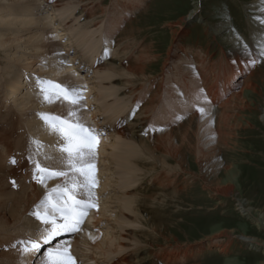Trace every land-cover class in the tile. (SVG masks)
Listing matches in <instances>:
<instances>
[{
  "label": "rangeland",
  "instance_id": "rangeland-1",
  "mask_svg": "<svg viewBox=\"0 0 264 264\" xmlns=\"http://www.w3.org/2000/svg\"><path fill=\"white\" fill-rule=\"evenodd\" d=\"M263 2L264 0H199V4L196 5L194 0L76 1L70 7H62V17L56 15L58 18L55 19L51 16L52 20L48 23L53 27L58 25L60 28L57 30L59 31L68 26L71 28L69 35L66 34L67 37L69 36L68 42L67 39L60 40L62 48L59 51L39 58L36 68L42 73L45 72L44 78L37 71L23 70V73L25 72L23 93L28 92L30 85L36 80L38 82V79L53 81L69 88H79L83 99L78 115L83 123L94 122L90 120L91 117L89 119V116L86 117L88 111L86 112L83 108L86 98L87 103L91 102V105H88L90 109L87 110L100 114V117L98 115L96 117L98 122L111 124L112 120L117 117L121 118L117 115L118 113L124 112L122 114L132 117L129 113L133 112L134 115L131 118L133 122L141 121L145 126V129L135 131L136 135L142 137L177 127L188 117L196 116L191 125L185 123L183 128L175 130L174 142L180 149V153L184 155L183 165H181L188 170V173L180 171L175 173L172 169L163 171L161 164L155 159L156 157L165 158L164 149L155 151L154 157L144 152L137 156L139 158L136 161L138 167L135 166L134 172L131 173L132 180H135L133 192L136 195H133L137 201L136 207L144 211L151 219L150 224L144 218L142 220L144 224L138 222L131 227L134 233L148 236L147 243L131 241V248L142 247L136 250V257H144L140 264H261L264 261V244L262 243L264 242V220L259 216V212L264 211V119L262 118L264 115V53L256 52L254 57L248 58L254 52L252 40L254 22L264 21ZM123 3H127L130 7L134 3L136 6L122 11ZM38 4L34 3L33 6L23 4L19 7L8 1L0 7V13L7 6L10 9L8 19L15 16L20 19L48 20L49 6H44L42 10L36 8ZM194 7L199 9L198 16L183 26L176 43L171 42L169 27L172 26L165 24L167 21L178 20L181 16H186ZM65 22L68 26L64 25ZM222 22L228 23L229 28L224 34L217 35L213 32V27ZM111 25H115V29L110 36H107ZM176 29L178 33L180 27ZM26 33L30 35L31 28L26 30ZM82 33H85L83 37ZM52 36L57 37L55 33ZM231 38L235 39V42H232ZM240 43L243 45L244 54L227 55L231 50L238 48ZM169 46H172L175 54L172 59L163 64V57L170 49ZM150 47L153 53L155 52L154 54L162 56L161 59L154 61L150 66V71H147V74L152 73L151 78L122 73L123 67H121L118 69L121 74H115L112 79L115 84L121 82V85L111 83L115 86L105 87L104 84L99 87L102 76L109 75L110 70H106L108 65L115 62L117 65H135L143 50ZM22 49H19L22 52L19 54H23ZM76 50H79L82 56L84 55L80 62L82 67L71 68L73 78L69 79V82H64L67 84L65 85L62 81L55 79L51 71L59 64L68 65L69 54ZM102 54L105 56L102 62H105L106 68L84 73L83 67L89 64L94 66ZM230 58L234 61L233 64L226 65V61ZM92 59L93 61H90ZM0 60L2 62L0 63V107L3 108H0V117L3 115V119L9 118L10 113L14 116L21 115L24 128H27V134H29L28 142L32 147L33 155L37 156L39 162L47 160L45 156H51L44 154V142L48 141L46 142L49 144L46 148L48 151H59L58 146L62 142L61 138L55 134L57 136L51 138L52 135H50L49 139H43L44 142L37 145L34 126L46 127L40 114L47 113L49 108L42 106L34 115L21 114V100L17 102L12 94L5 93L6 83L14 72L21 69L20 64L11 59L6 52L0 53ZM242 61L250 63L248 70L233 80L228 89L222 92L220 88L224 81V71L231 70ZM253 61H255L254 64ZM55 63L58 64L55 65ZM70 64L72 67V63ZM250 75H253V81L258 85L257 90H262L261 94L253 91L246 92L247 100L246 104H243L245 108L229 111L231 114L240 113L238 120L231 121L229 127L220 125L218 120L220 105L234 91L241 88L244 79ZM195 83L197 87H194ZM91 85L96 86L95 89L98 91L110 93V96L106 100L103 97L95 101L94 94L98 91L90 92L93 89ZM35 91L28 97L38 96L41 90ZM100 94L103 96V93ZM204 96L207 100H204ZM10 103L13 109L10 108ZM201 107L205 109L203 115L199 111ZM57 115L64 116L63 112ZM94 116L93 113L92 117ZM30 120L31 123L28 125ZM133 128L135 129V126H132L129 132H133ZM183 133L187 135L186 138L182 137ZM22 143L17 142L18 148L15 149L19 150L24 145ZM102 144L105 145L104 142ZM102 149L104 151V147ZM114 149L113 147L107 148L106 155ZM104 154L105 152L100 153L99 151L96 153L97 167L103 172V174L99 173V183L103 182L104 177L105 180L114 179L109 167L101 160L105 158ZM169 160L166 161L177 166L175 161ZM154 166L157 167L154 168ZM13 167L11 157H7L4 162L0 163V172L5 179L7 178L11 192H16L13 181L19 184L18 182L23 180V175L20 178L19 175H15ZM55 180L63 181L62 178ZM116 181L118 182L117 178ZM226 187H231L233 193H224L223 189ZM100 188L101 184L99 185L100 208L103 213L110 214L115 207L113 208V205H110L106 198L104 199L103 196L106 197L108 194L102 195L103 191ZM174 190L179 193L172 195ZM248 202L249 205L243 207ZM108 204L109 206H106ZM246 208H250V211ZM33 211L34 207L29 214L31 215ZM29 214L27 215L29 220L22 223L21 231L25 233L23 234L27 239H34L41 223ZM98 216L100 219H97L95 223V232L97 231L96 233L100 236V232L107 230L109 223L106 221L107 216L101 218L99 212ZM153 224L159 225L161 231L154 230ZM21 231L18 230L17 234L22 233ZM239 236L255 237L258 242L251 247ZM204 242H209L207 248L201 246ZM172 243H181L186 246L181 247L180 250L178 248V251L174 250L172 254H168L169 250L164 253L157 247ZM79 249L83 251L82 247L75 251L78 252ZM184 250H187L189 254L182 255ZM88 251L91 252V250ZM88 251H85L87 257L83 256V259L90 258L88 256H93L95 259L98 257L97 264H108L111 258L116 257V255H109L104 258L97 249L91 254H88ZM5 253L3 259L0 258V264H29L31 261L28 260L30 256L24 261L25 255L20 250L5 251ZM177 253L187 257L175 260L174 256ZM127 255L128 258H132L131 254Z\"/></svg>",
  "mask_w": 264,
  "mask_h": 264
},
{
  "label": "bare ground",
  "instance_id": "bare-ground-1",
  "mask_svg": "<svg viewBox=\"0 0 264 264\" xmlns=\"http://www.w3.org/2000/svg\"><path fill=\"white\" fill-rule=\"evenodd\" d=\"M8 1H10V3L17 4V6L19 7H21L23 4H26L27 6L29 5L33 6L34 3L38 4V1H39V4L38 6H36V8L43 10L44 6H49L48 10H50V12L47 15L49 17L48 20L46 19L38 20L36 18L20 19V17H15V16L8 19L7 16L9 15L8 13L10 12L9 11L10 9L7 6L4 7V11L0 13V20H1L0 24L2 25L0 27V30H1L0 32V53L6 52L8 56H10L11 59H13L16 63L20 64V68H21V69H18L16 72H14V74H12L11 79L8 77L10 80L8 81V83H6L5 93L10 94V95L12 94V96L17 100V102L21 100L20 102L22 106L21 112H20L21 114L26 113L28 115L30 114L34 115L35 112L38 111L42 106H45L46 108H49L48 110L49 113L57 114L59 112H63L64 116H66L69 111V105L67 104V102H63L61 100H55L53 103H48L44 100L43 96L41 95V92L40 94H37L38 96L36 97H33V98L30 96L28 97V95H31L32 93L34 94L37 88H41L37 80L32 85H30L29 87L30 90H28V92L23 93V90H22L23 80H24L23 74L25 73V72L23 73V70L26 71L28 69L33 72L37 71L43 77L45 72L42 73L38 68H36V66L38 65L39 58H42L44 55H47V54L51 55V53H56L57 51H59L62 48L60 40L67 39V42H68L69 36L67 37V35H69L68 32H69V29L71 28V27L69 28V26L67 25V22H65L64 25H67L68 27L66 26L67 28H65L61 25L65 29H62L60 31L57 30V28H60L58 25H56L57 27L56 26L53 27V25L48 24L49 21L52 20L51 16H54L53 18L55 19L58 18L57 16L62 17V13H61L62 7L64 6L70 7V5L74 4V2L76 1L81 2L82 0H35V2L33 0H26V1L24 0H0V7H2L3 4L5 2L7 3ZM194 4L198 5L199 0H194ZM135 6L136 4L134 3L131 5V7L127 3H123L122 11H125L126 9H130V8H134ZM198 13H199V9L197 7H194L192 10L189 11V13L186 16H181L178 20H174V21L170 20L171 22L167 21L165 25L172 26V27H169L170 28L169 33L171 34V42L176 43V41H178L177 40L179 37L178 35L180 34V31L183 28V26H185L187 22L194 20L196 16H198ZM255 24L258 25L256 29L254 28ZM254 25H253L254 35L252 36L253 37L252 40L254 43L253 47L254 49H258L260 48V46H263L260 48V52L264 53V36H263L264 21L258 20L256 23L254 22ZM176 27L178 28L180 27V29H178L179 30L178 33H177ZM29 28H31L32 33L30 35H27L26 30H28ZM228 28H229V24L226 22H222V23H219L216 27L214 25L213 32L217 35L224 34L225 31L228 30ZM114 29H115V25L113 26L111 25V28L109 29L107 36H110ZM255 30L259 31L258 35H256ZM54 33L56 34L57 37L52 36V34L54 35ZM84 34L82 33V37ZM70 41L73 42L71 39ZM231 41L235 42V39L231 38ZM258 41L260 42L258 43ZM242 46L243 45L240 43L238 48L236 49L233 48L234 50H231L230 52H228L227 55L232 56V54L243 53L244 51H243ZM74 47H75V44H74ZM69 48H71V46ZM19 49L24 50L26 53L23 51V54H19V52H21L19 51ZM154 53H153L152 48L150 47V48L143 50V52L139 55L138 61L136 62L135 65H132V64L117 65V63L115 62L112 65H108L106 63L108 65L107 68H106L105 62H102L105 58V56H103L102 54L97 59L96 64L94 66L93 65L91 66V64H89L86 67H83L82 70L84 71V73H87L91 70H95L94 72H96L97 71L96 69L99 70L102 68H106V70L107 69L110 70L109 75H103V76L101 75L102 80L99 83V87H102V85L104 84H105L104 85L105 87L115 86L117 84L121 85L122 84L121 82L115 84L112 81L115 74H118V73L121 74V71L118 70L121 67H123L122 73L130 74L134 76H141L144 78H147V77L151 78L153 76L152 73L147 74V71H150V66L154 61H157V59L162 57L161 55L158 56ZM174 54H175V50H173L171 46L170 49H168L165 56L163 57V64L166 63V61L172 59ZM83 56L79 52V50H76L75 52L69 54L68 60L70 62L67 63L68 65L63 64V63L57 65L58 63H55L57 67L53 68V71H51L52 72L51 74H53V77L55 79H58L59 81H62L63 83L69 82L68 80L73 78L70 72L71 68H77V66L82 67L80 62L83 60ZM224 56L226 57V55ZM93 59L90 61H93ZM226 62H227L226 65H232L234 61H232L230 58ZM0 63H2L1 60H0ZM5 63L7 64V62ZM70 63H72L73 65L72 67H70L71 65ZM76 63L78 64L75 65ZM10 64L12 65V63ZM163 64L161 68L163 67ZM249 64H250L249 62L242 61L238 63L236 67L234 66V68H232L231 70L224 71V74H225L224 81H223V84L220 90L224 92V90L228 89V87L230 86L233 80L239 78L242 74H244L248 70ZM111 83L112 84L114 83L115 85H111ZM64 84L67 85L66 83ZM197 86H198L197 83H195L194 87H197ZM91 87L93 89L90 92L95 93L96 91H98V89H95L96 86L91 85ZM257 87L258 85L254 83L253 81V75H250L246 79H244L243 86L239 88L238 90L234 91L225 101H223L222 104L220 103L221 109H220V114L218 115L219 124L226 125L227 127H229L231 121L238 120V118L241 116L240 113L236 112V113L231 114L229 113V111L236 110V109L240 110L242 108H245V105L243 104L247 100L245 97L246 92L253 91V92H258L259 94H261L262 90L260 89L257 90ZM100 93H103V96ZM113 94L111 96H113ZM109 96H110V93L106 94L104 92L98 91L97 93L94 94V99H96L95 101H98L99 99H102L104 97L105 98L104 100H106ZM219 97H221V93H219ZM204 100H207L206 96H204ZM86 103L84 106H86ZM90 103H87V104L90 105ZM9 106L10 108L13 109V106L11 105V103L9 104ZM111 106H113L112 103H111ZM81 108L82 106L79 107L78 112ZM87 111H88V114L86 115V117L89 116L94 121L93 127L97 128L98 132L101 134L100 139H102V143L104 142L105 144V145L101 144L100 146H98V150L100 153L105 152L104 154L105 158L101 160L104 162L105 165L109 167L110 174L113 175L114 177L113 180H105V177H104L103 182L99 183V185L101 184L100 189L101 191H103L102 195L105 193L108 194V196L105 197L104 195L103 197L104 199L106 198V201H108L110 205H113V208L115 207V209L113 210L112 208L113 211L110 214H108V212L103 213L102 209L99 211L100 217L103 218L104 216H107V219L106 218L105 219L107 223H109L107 225V230L104 229L105 231L100 232L101 235L99 233L100 236H98V233H96L97 231L90 233L91 238L89 237V235L85 233H83L81 237L79 234H77L75 235V238H72L71 235L67 234V236H65L64 238L58 237L57 241L67 240L70 242V246L75 247V250H77V248L82 247L83 251H86V252L88 251L86 246H89L93 252H95L94 251L95 249L101 252L99 254L101 255L103 254L104 258L108 257L109 255H112V256L116 255L115 258L110 259L108 264H140L142 262V258H144V257L142 258L136 257V252H137L136 250H139L140 246L139 247L136 246L137 248H131L132 247L131 241H135V242L139 241V243L141 242L143 243L144 241V243H147L146 239L148 238V236L138 235L134 233V229L131 227L133 225H136L138 222H141L142 224H144V221H142L144 218L146 219L147 223H149L151 219L148 218V215L144 211L136 207L137 201L135 200L136 198H134V195L136 194H134L133 192L135 180H132L131 173L134 172L135 166H137L136 161L137 159H139L137 156L139 153L144 152V153L151 154L154 157L155 151L164 149L165 150L164 153L166 154L165 158H157V157L156 159L154 158L155 160H158V162L161 164L163 171L172 169L175 173L178 171L188 173L187 172L188 170L183 168L182 166L184 155L183 153L182 154L180 153V149H178V147L175 144L176 142H174V139L176 137L175 130L179 128H183L185 123L191 125L195 121L196 116L192 115L188 117L184 123L181 122L182 124H180L177 127L163 130L159 132L158 134L154 133L151 136L142 137V136L136 135L135 131H140L145 128L144 124H142L143 122L141 121L139 123L133 122V119H131L130 115L122 114L124 112L118 113L117 115H119L121 118L117 117L116 119H114L115 121L112 120L110 124V123H105L103 121H102L103 123L98 122L99 120L96 121L97 115L98 117H100V114L96 112H92L91 110H87ZM93 113L95 115L94 117H92ZM33 118L34 116L32 117V120ZM262 118L264 119V115H262ZM5 122L7 125L4 124ZM30 123H31V120L28 121V125H30ZM132 126H135V129L133 128L134 129L133 132H129ZM24 127H25L24 120L21 119V115L14 116L13 113H10L9 118L3 119V115H1L0 117V148L2 149L0 150V163H2V161L4 162L7 159V157L8 158L11 157V161L15 159L16 163L14 164L13 172L15 175L17 176L19 175V178L21 175H23L22 176L23 180L19 181L18 182L19 184H15L14 186L16 187V192H11L10 186L8 182L6 181L7 178L5 179L4 175L0 172V258L1 259H3V255L5 251L11 252L13 250L14 251L20 250L22 252L23 245L18 242L27 241L29 239H27L26 236L24 235L25 233L21 231V225L23 222L26 223L29 220L27 218V215L29 214V212L32 211L33 207L45 195V188L40 183H38L36 179H34V172L32 173L34 165L29 160V157L31 156L33 160H38V159H37V156L33 155L32 147L28 142L29 134H27V128H24ZM34 134H35L34 137L36 139L37 145L41 142H44L42 141L43 139H49L50 135H52L50 136L51 138H53L54 136H57L55 135V133L51 132L47 126L46 127L44 126L42 128L37 125L34 126ZM183 134L184 135H182V137L186 138L187 135L185 133ZM17 142L24 143V145L22 143L23 146L20 147L19 150L15 149V148H18L16 146ZM46 142L48 141H45L43 144L44 154L51 156V159L41 161L40 162L41 165L46 166V167H52V168L61 167V165L59 164L60 152L46 150V148H48L49 146V144ZM103 147H104V151L102 149ZM109 147H113L115 149L112 150L111 152H108L109 155H106L107 148ZM169 159H172L173 161H175L177 166H173L169 162L166 161ZM155 167L157 166H154V168ZM95 169H96L95 177L98 182L100 178L98 174L99 173L103 174V172H102V169H99V167L96 166V164H95ZM28 172L30 175L28 174ZM116 178L118 179V182L116 181ZM62 182L63 181L59 182L57 180L47 181L49 187H53L56 183H62ZM94 192H95V195L98 196L97 194L98 190L95 189ZM223 192L226 194H231L233 193V190L231 187H226L223 189ZM178 193L179 192L177 190H174L172 191L171 194L176 195ZM248 205H249V202L248 204L247 203L244 204L243 207H247ZM106 206H109V204ZM250 206H251V203H250ZM246 210L250 211V208L249 209L246 208ZM259 213H260L259 214L260 218L264 220V211H260ZM91 219H93L94 221H92ZM97 219H100L98 214L96 215V213L92 211L90 214V218L87 220V224L90 225L91 223V228H88L89 231L88 232L86 231V233H89L91 231L92 225L95 226ZM36 224L37 223H35V225ZM158 226L159 225H154V224L152 225L154 230H160V226L159 227ZM18 230H20L22 233L17 234ZM37 237H38V233L34 236V239H37ZM239 238L243 240L244 242H246L247 244H249L251 247L255 246L254 244L255 242L256 243L258 242V240L255 237H251V236H239ZM57 241H53V244H55ZM80 243L83 245H81ZM262 243L264 244L263 241ZM198 244L201 245L202 243H198ZM208 245H209V242H204L203 245L201 246H203L204 248H207ZM183 246H186V245H183L181 243H175V244L172 243V244H166L165 246L161 245L157 247L161 249L162 252L164 253H167L170 251L168 254H172L174 250L178 251V248L180 250V248ZM46 247L47 245L45 246V248ZM43 251H44V248L41 249V254L43 253ZM22 254L25 255L24 261L25 259L28 258V256H30V258H28V260L29 259L31 260L29 264H38L37 256L39 254L23 253V252ZM80 254L83 256L86 255V253L85 252L82 253V251L80 252ZM127 254L129 255L131 254L130 256H132V258L131 259L128 258ZM178 254L180 255V253L175 254L174 256L175 260L185 257L181 255L178 256ZM187 254H189V252L187 253V250H184V253L182 255H187ZM88 257H91V256H88ZM87 259L89 261V258ZM87 259L84 258L83 261H86ZM77 262L79 263L78 260ZM261 264H264V261H262Z\"/></svg>",
  "mask_w": 264,
  "mask_h": 264
},
{
  "label": "snow or ice",
  "instance_id": "snow-or-ice-1",
  "mask_svg": "<svg viewBox=\"0 0 264 264\" xmlns=\"http://www.w3.org/2000/svg\"><path fill=\"white\" fill-rule=\"evenodd\" d=\"M255 61H253V64ZM41 95L48 103L62 100L69 105L66 116L41 113V118L51 132L61 138L58 146L61 167L42 166L38 160L33 163L34 179L45 188V195L34 206L31 213L41 222L37 239L19 241L23 253H36L38 264H77L71 254L70 242L59 240L67 234L86 233L83 227L91 209L98 207L94 189L98 182L95 177L96 148L100 133L85 126L78 115L83 99L82 92L53 81L39 80ZM201 115L204 108H199ZM45 159L51 157L45 156ZM11 163L15 164L13 159ZM63 178L62 183L49 187L47 181ZM15 186V182L13 181ZM53 241H57L53 244ZM47 247L45 248V246ZM44 248L41 254V249Z\"/></svg>",
  "mask_w": 264,
  "mask_h": 264
}]
</instances>
